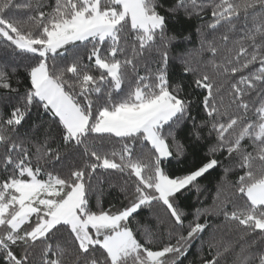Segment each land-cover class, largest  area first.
<instances>
[{
    "label": "snow or ice",
    "instance_id": "obj_1",
    "mask_svg": "<svg viewBox=\"0 0 264 264\" xmlns=\"http://www.w3.org/2000/svg\"><path fill=\"white\" fill-rule=\"evenodd\" d=\"M0 264H264V0H0Z\"/></svg>",
    "mask_w": 264,
    "mask_h": 264
},
{
    "label": "trees",
    "instance_id": "obj_2",
    "mask_svg": "<svg viewBox=\"0 0 264 264\" xmlns=\"http://www.w3.org/2000/svg\"><path fill=\"white\" fill-rule=\"evenodd\" d=\"M114 174L109 173V176L112 177ZM202 183H207V181H203ZM214 193L210 190L208 193H206L205 195L209 198L208 199V203L211 202L210 197L213 195ZM123 197L121 196V194L119 193L118 189H111L110 190V194H107L105 196L104 199V207H108L110 204H118V201L122 200ZM201 200H204L205 197H201ZM191 203L193 205L199 206L197 205V199L196 196H192L191 197ZM195 246L198 248L199 247V242H195ZM190 259L192 258L191 256L189 257Z\"/></svg>",
    "mask_w": 264,
    "mask_h": 264
}]
</instances>
